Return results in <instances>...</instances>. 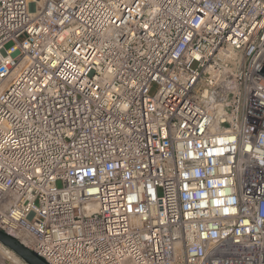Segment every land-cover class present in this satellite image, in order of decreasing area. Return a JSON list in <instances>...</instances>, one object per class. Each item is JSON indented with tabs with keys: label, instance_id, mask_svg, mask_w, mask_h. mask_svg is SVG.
Masks as SVG:
<instances>
[{
	"label": "built area",
	"instance_id": "obj_1",
	"mask_svg": "<svg viewBox=\"0 0 264 264\" xmlns=\"http://www.w3.org/2000/svg\"><path fill=\"white\" fill-rule=\"evenodd\" d=\"M263 61L264 0H0V226L49 264H264Z\"/></svg>",
	"mask_w": 264,
	"mask_h": 264
},
{
	"label": "water",
	"instance_id": "obj_2",
	"mask_svg": "<svg viewBox=\"0 0 264 264\" xmlns=\"http://www.w3.org/2000/svg\"><path fill=\"white\" fill-rule=\"evenodd\" d=\"M257 74L264 77V61L256 71ZM0 243L6 248L14 252L18 257H20L26 264H49L38 254L24 245L16 237L11 235L8 231L0 226Z\"/></svg>",
	"mask_w": 264,
	"mask_h": 264
},
{
	"label": "rangeland",
	"instance_id": "obj_3",
	"mask_svg": "<svg viewBox=\"0 0 264 264\" xmlns=\"http://www.w3.org/2000/svg\"><path fill=\"white\" fill-rule=\"evenodd\" d=\"M156 92H157V86H154V88L151 91V95H154ZM18 259H19V261L25 263L14 252H12L10 249L6 248L5 246H3L1 244V246H0V264H13L14 262H18Z\"/></svg>",
	"mask_w": 264,
	"mask_h": 264
},
{
	"label": "bare ground",
	"instance_id": "obj_4",
	"mask_svg": "<svg viewBox=\"0 0 264 264\" xmlns=\"http://www.w3.org/2000/svg\"><path fill=\"white\" fill-rule=\"evenodd\" d=\"M18 240L21 241L23 244L26 245V242H25V241L21 240L20 238H18ZM0 246H1V244H0ZM8 252H9V251H8ZM10 253H11V252H10ZM12 254H13V253H12ZM13 264H26V263H23V262L19 261V259H18V262H14Z\"/></svg>",
	"mask_w": 264,
	"mask_h": 264
}]
</instances>
